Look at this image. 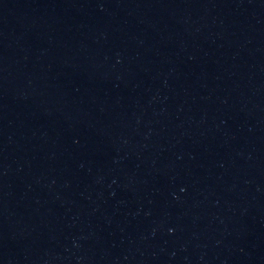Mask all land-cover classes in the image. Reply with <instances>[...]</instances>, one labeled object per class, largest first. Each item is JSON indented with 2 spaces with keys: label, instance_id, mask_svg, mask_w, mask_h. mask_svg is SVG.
I'll list each match as a JSON object with an SVG mask.
<instances>
[{
  "label": "water",
  "instance_id": "water-1",
  "mask_svg": "<svg viewBox=\"0 0 264 264\" xmlns=\"http://www.w3.org/2000/svg\"><path fill=\"white\" fill-rule=\"evenodd\" d=\"M0 264H264V0H0Z\"/></svg>",
  "mask_w": 264,
  "mask_h": 264
}]
</instances>
